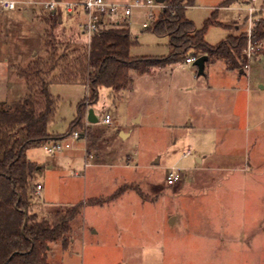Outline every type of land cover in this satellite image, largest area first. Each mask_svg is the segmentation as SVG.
<instances>
[{
  "label": "rangeland",
  "instance_id": "obj_1",
  "mask_svg": "<svg viewBox=\"0 0 264 264\" xmlns=\"http://www.w3.org/2000/svg\"><path fill=\"white\" fill-rule=\"evenodd\" d=\"M17 1L14 9L0 11V100L26 92L11 64L45 55L47 26L43 7L35 3L47 0ZM223 1L194 0L185 10L197 28L215 11L217 22L205 33L212 45L264 17V0ZM159 9L156 3L132 7L128 26L137 42L131 55L169 53L168 38L142 26H150L149 12ZM53 34L59 51L90 39L65 12ZM242 56L248 63L243 73L222 60L206 62L202 75L184 60L142 75L132 72L128 88L98 89L82 126L74 129L78 137L59 138L69 148L27 149L40 165L31 180L42 188L30 198L40 218L125 186L107 202L83 205L65 240L50 244V264H264V48ZM50 89L59 101L49 129L62 134L90 88L53 82ZM89 108L96 122L86 120ZM107 113L117 124L103 122ZM190 120L193 126H186ZM172 165L183 178L168 185Z\"/></svg>",
  "mask_w": 264,
  "mask_h": 264
},
{
  "label": "trees",
  "instance_id": "obj_2",
  "mask_svg": "<svg viewBox=\"0 0 264 264\" xmlns=\"http://www.w3.org/2000/svg\"><path fill=\"white\" fill-rule=\"evenodd\" d=\"M193 3L194 0H164L147 26L151 32L168 38L169 53L160 56L130 54L137 37L130 32L127 17L96 30L89 43L59 51L53 34L59 17L39 8L43 13L41 21L47 26L45 55H36L25 65L13 62L11 69L25 82L26 92L12 100H0V264H50L47 260L50 244L65 240L70 221L83 205L102 204L124 189L125 186H120L109 195L89 197L42 218L30 205L36 186L31 179L38 164L27 157V149L62 138L82 126L86 106L97 100L101 86L120 91L132 84V72L142 75L201 54L208 56L206 62L222 60L227 69L244 72L242 53L248 42L255 45L264 42V17L255 19L250 36L242 30L212 45L205 40V33L210 24L217 22L215 11L212 18L197 28L185 14ZM53 82L83 83L90 88L89 95L78 102L76 116L62 134L49 131L59 101L50 89Z\"/></svg>",
  "mask_w": 264,
  "mask_h": 264
},
{
  "label": "built area",
  "instance_id": "obj_3",
  "mask_svg": "<svg viewBox=\"0 0 264 264\" xmlns=\"http://www.w3.org/2000/svg\"><path fill=\"white\" fill-rule=\"evenodd\" d=\"M159 4L162 6V3L157 2L156 0H133V3H114L107 0H82V1H67V0H51L46 2H41L40 5L46 9L50 14L61 15L63 12L66 13H75L76 10L82 12L84 18L79 22L80 30L83 34L91 36L96 30L101 27L107 26L108 24H113L119 19L128 17L132 12L133 6H148L151 7L154 4ZM18 4L17 0H0V11L12 10ZM255 9L254 7H252ZM251 12L249 13V20ZM148 17L153 20L156 17L153 11H150ZM255 19H252L251 25L248 26L247 34L250 36L251 28ZM143 27H147L146 22L142 23ZM264 48V42H260L257 45L248 42L246 49L244 50L245 55L250 57L256 49ZM196 56H189L185 58V63H193ZM243 68H248V63H245ZM103 122L106 124H117L116 120H113L109 114H105ZM72 136L77 138L78 132L74 131ZM44 148L49 151H58L62 149H67L70 147L68 142L62 143L60 139L49 140L44 143ZM190 153V149L186 150L183 153V156H187ZM90 158V157H89ZM88 162H84V166H87ZM74 175H78L77 172ZM183 178L182 169L177 166H170L167 168V173L165 180L168 185H174L177 182L181 181ZM42 188L41 184L37 183L35 186V192L39 193V190Z\"/></svg>",
  "mask_w": 264,
  "mask_h": 264
},
{
  "label": "crops",
  "instance_id": "obj_4",
  "mask_svg": "<svg viewBox=\"0 0 264 264\" xmlns=\"http://www.w3.org/2000/svg\"><path fill=\"white\" fill-rule=\"evenodd\" d=\"M47 1H51V0H47ZM82 1V0H81ZM107 1H109V2H114V3H123V2H119L120 0H107ZM41 2H46V1H37L35 4L37 5V6H39L38 4L39 3H41ZM125 3V2H124ZM160 9H161V6H160ZM160 9L158 10V12H157V14L159 13V11H160ZM156 14V15H157ZM65 15H66V19L67 20H71V21H73L76 25H77V28H78V30H79V32H81V30H80V27H79V22L84 18V16H83V14H82V12L81 11H79V10H76V12L75 13H66L65 12ZM128 18V17H127ZM59 20H60V22L61 23H63V13L61 14V15H59ZM108 25H111V24H108ZM107 25V26H108ZM235 26H238V25H235ZM239 32V31H238ZM237 32V33H238ZM236 33V34H237ZM83 34V33H82ZM205 66H206V63H205ZM240 73H243L242 71H240ZM223 86H225V84H222ZM262 86V85H261ZM219 87H221V86H219ZM108 114V113H107ZM86 120H87V117H86ZM186 126H189V127H191V126H193V123H192V121L190 120L189 121V123H187V125ZM49 131L50 132H52V133H54L53 131H51L50 129H49ZM184 153V152H183ZM198 156H196L195 158H197ZM32 161H34V162H36L37 163V161L36 160H32ZM40 167V165H38V168ZM37 168V169H38ZM37 184V183H36Z\"/></svg>",
  "mask_w": 264,
  "mask_h": 264
},
{
  "label": "water",
  "instance_id": "obj_5",
  "mask_svg": "<svg viewBox=\"0 0 264 264\" xmlns=\"http://www.w3.org/2000/svg\"><path fill=\"white\" fill-rule=\"evenodd\" d=\"M55 1H59V0H55ZM159 3H162L164 0H156ZM208 59V56L206 54H201L195 57L194 61H193V65L196 67V73L198 75H202L205 72V63ZM87 120L89 122H96L97 118L94 115L93 109L89 108L86 114ZM124 134V132H121ZM154 163H157V160L153 161Z\"/></svg>",
  "mask_w": 264,
  "mask_h": 264
}]
</instances>
